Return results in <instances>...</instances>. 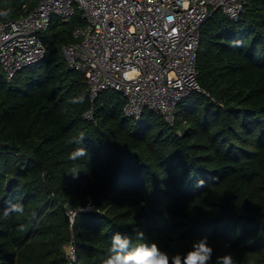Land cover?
Here are the masks:
<instances>
[{
	"label": "trees",
	"instance_id": "16d2710c",
	"mask_svg": "<svg viewBox=\"0 0 264 264\" xmlns=\"http://www.w3.org/2000/svg\"><path fill=\"white\" fill-rule=\"evenodd\" d=\"M39 2L0 0V13L10 11L0 20ZM82 23L78 10L53 17L41 33L45 58L11 79L0 71V264H103L117 232L134 244L143 232L170 256L207 237L212 264L229 253L264 264V0H245L237 21L216 9L201 26V90L173 125L148 110L125 116L117 90L85 118L88 83L62 52ZM78 147L89 156L74 162ZM16 203L24 213L5 216Z\"/></svg>",
	"mask_w": 264,
	"mask_h": 264
},
{
	"label": "built area",
	"instance_id": "2783aa9c",
	"mask_svg": "<svg viewBox=\"0 0 264 264\" xmlns=\"http://www.w3.org/2000/svg\"><path fill=\"white\" fill-rule=\"evenodd\" d=\"M245 0H40L15 19L0 20V71L9 79L46 56L41 38L53 17L70 18L77 10L82 24L74 43L63 45L68 65L85 75L91 106L84 116L95 118V101L106 90L122 92L125 116L145 111L168 124L180 103L201 90L197 58L200 29L221 9L237 21ZM74 217L73 212H69ZM74 219V218H73ZM71 258H75L72 248Z\"/></svg>",
	"mask_w": 264,
	"mask_h": 264
},
{
	"label": "clouds",
	"instance_id": "9594fccd",
	"mask_svg": "<svg viewBox=\"0 0 264 264\" xmlns=\"http://www.w3.org/2000/svg\"><path fill=\"white\" fill-rule=\"evenodd\" d=\"M10 11L0 13V16L7 18ZM85 97L80 95L72 99L73 104L84 103ZM83 134L79 139L71 141L72 143L81 144L84 140ZM89 156L87 149L78 147L69 153V159L72 161H80ZM79 170L74 169L68 173L76 178ZM24 206L20 203L11 205L9 209L4 212L5 216L10 213L23 214ZM35 216V212L32 213ZM135 239L137 243H133V238L122 235L119 232L114 234L111 238V245L109 248V255L103 260V264H212V257L214 248L209 244L208 238L192 242L191 248L183 254L177 253L169 255L168 252L161 250L156 243L147 242L143 232H136ZM214 264H235L233 256L225 254L217 256Z\"/></svg>",
	"mask_w": 264,
	"mask_h": 264
},
{
	"label": "water",
	"instance_id": "95a60500",
	"mask_svg": "<svg viewBox=\"0 0 264 264\" xmlns=\"http://www.w3.org/2000/svg\"><path fill=\"white\" fill-rule=\"evenodd\" d=\"M65 208L68 212H73V213H76L77 212V209L74 207V205H72L71 203H67L65 205Z\"/></svg>",
	"mask_w": 264,
	"mask_h": 264
},
{
	"label": "rangeland",
	"instance_id": "374dc122",
	"mask_svg": "<svg viewBox=\"0 0 264 264\" xmlns=\"http://www.w3.org/2000/svg\"><path fill=\"white\" fill-rule=\"evenodd\" d=\"M72 248H73V247L69 248V251H68L69 253H71V252H72Z\"/></svg>",
	"mask_w": 264,
	"mask_h": 264
}]
</instances>
